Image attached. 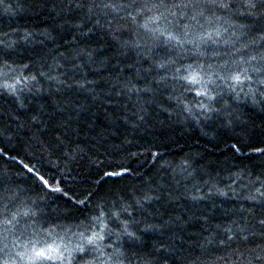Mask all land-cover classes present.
I'll use <instances>...</instances> for the list:
<instances>
[{"label": "trees", "instance_id": "1", "mask_svg": "<svg viewBox=\"0 0 264 264\" xmlns=\"http://www.w3.org/2000/svg\"><path fill=\"white\" fill-rule=\"evenodd\" d=\"M54 4L59 6L60 0H4V5H0V38L7 32L9 42L19 41L10 53L9 63L14 68L23 63L32 64L24 75L47 72L49 66L56 63L70 69L73 63L83 62L72 59L80 49L94 50L96 60L88 63L83 72L69 70L66 78L61 77L71 88L38 77L39 83L30 85L33 91H26L21 97L23 108L14 97L0 92V148L7 153L0 154V209L8 203L12 211L30 209L36 213L34 217H19L14 236L9 240L19 237L23 243L33 238L34 231L52 229V239L57 235L65 236L74 244L77 238L72 234L85 230L88 218L96 214L97 203L115 200L118 196H124L131 203L132 193L139 197L148 192L159 199L144 202L141 210L129 209L140 221L130 230L142 236V243L126 241L129 251L151 253L160 264H190L197 257L200 258L197 264H211L215 256L224 255L226 250L210 249V255L201 253L199 244L208 235L205 228L228 222L232 210L241 205L250 206V202L220 196L214 189L228 192L231 197L228 187L231 185L238 194L247 195L244 185L252 187L250 181L264 170V157L250 150L247 157L239 155L230 147L238 139L235 134L241 131L253 145L264 146L260 145L264 140V105L253 104L251 98L243 94L237 101L228 91V85L220 81L216 82L219 87L210 86L215 88L210 95L219 92L220 96L209 101L207 97L195 96L197 88L185 91L182 82L171 79L176 67L222 64L228 59L222 55L225 51L222 43L209 42L202 45L199 52L191 45L184 49L163 43L152 47L150 37L141 31V42L152 47V60L177 61L168 71L153 69L145 73L151 66L150 60H143L133 50H124L127 55H121L119 45L103 32L82 35L75 27L81 23L80 14L73 11L57 15L59 7L54 9ZM5 5L11 6L8 11ZM260 23L264 22H258L257 27ZM90 26H86L85 31ZM26 33L32 34L27 42L23 40ZM128 38V35L123 37ZM213 50L221 55L213 57ZM200 52L205 54L200 55ZM138 72L144 80L136 79ZM17 74L9 73V76ZM58 74V70L52 72V75ZM85 74L88 80L97 81L94 93L74 83L83 82ZM161 76L168 79L158 85L155 81ZM117 78L132 79L138 87L148 83L155 89L154 93H141L145 111L139 114L144 116V121H138L133 115L139 111L135 94L131 98L127 94L117 95L119 87L113 88ZM239 87L247 91L248 85ZM174 97H181L184 103L192 105L200 100L216 108H222L227 101V111L233 113V128L222 126L226 119L223 114L196 119L194 107L193 115H188ZM237 116L243 123L235 120ZM156 153L159 155H154ZM20 161L34 166L52 187L59 186L63 192L49 191ZM123 168L130 171L122 176L103 175L104 172H120ZM205 180L209 184H204ZM194 185L200 187L199 193L194 191ZM194 194L207 198L190 199ZM76 200H85V203L77 204ZM256 213L259 219V209ZM204 216L208 217L207 222L202 219ZM3 218L0 214V220ZM146 224L164 227L160 232L139 231ZM41 238H44L43 233ZM161 245L168 251H156Z\"/></svg>", "mask_w": 264, "mask_h": 264}, {"label": "snow or ice", "instance_id": "2", "mask_svg": "<svg viewBox=\"0 0 264 264\" xmlns=\"http://www.w3.org/2000/svg\"><path fill=\"white\" fill-rule=\"evenodd\" d=\"M0 5H4V0H0ZM10 5H5V11L10 9ZM19 7V5H17ZM57 15L73 11L80 14L81 23L75 27L82 35L89 33L103 32L111 40L119 45L122 50L121 55H127V51L133 50L138 57L143 60H150L151 66L145 69V73H151L153 69L168 71L170 66H174L177 61L171 59L152 60L150 53L152 47H157L161 43L172 48L184 49L191 45L198 52L202 45L209 42L213 45L223 44L225 51L222 55L228 59L220 65L197 64L195 68L189 64L187 66L176 67L172 73L171 79L182 82L185 91L191 92L194 87L196 97H207L209 101H215L220 93L210 95L215 88L210 87L220 81L228 85V91L233 94L237 101L241 94L245 98H251L253 104L264 105V0H60V5H53ZM143 19L141 23L140 20ZM67 22V21H66ZM87 31H85V27ZM143 31L152 40V47L146 42H141L142 37L139 33ZM31 33H26L23 40L27 42ZM125 35L130 38L123 39ZM9 33L5 32L0 38V92L6 93L16 99L21 108L25 107L21 97L27 92H32L30 87L33 83H39L38 77L48 81H56L60 85L72 87L66 79L69 70L81 71L88 63H95L94 50L80 49L75 51L73 60H82L81 63H73L71 68L56 63L50 65L47 72L39 71L30 76L24 75L25 70H31L32 64L23 63L18 67H13L9 63L10 53L18 46L19 41L9 42ZM204 55V52H200ZM63 56V53L60 54ZM221 53L213 50L212 56L219 57ZM108 58L105 57V61ZM15 63V62H13ZM131 67V65H129ZM7 69V71H4ZM58 70V75H52V72ZM9 73H18L9 76ZM183 73V74H182ZM11 79V82L9 80ZM137 80H144V77L137 73ZM168 79L167 76H161L156 80V84H161ZM81 89L95 92L97 81L85 78L83 82L74 81ZM248 85L247 91L242 85ZM119 87L117 95L127 94L129 98L133 94L137 96L136 105L139 109L134 112L138 121H144V116L139 113L145 111L141 104V93H154L155 89L145 83L144 87H138L132 79H116L113 88ZM239 87V90H237ZM60 89L57 88V91ZM39 91V89H37ZM172 98V97H170ZM177 103L181 105L183 111L188 115H193V109H197L196 119L204 116L205 119H211L212 114L225 115L226 119L222 125L225 128H233V113L227 111L228 102L224 101L222 108L213 107L211 104H204L200 100L195 104L184 103L181 97H174ZM18 119V118H17ZM35 120L36 117H33ZM237 122L239 116L235 117ZM22 126V125H21ZM138 127L139 125H135ZM238 139L230 145L234 153L249 156L251 153L264 157V146L253 145L244 131L236 133ZM264 145V140L260 141ZM242 149L245 151L242 152ZM0 154L7 155L3 148H0ZM158 156L159 154H154ZM15 159V157H11ZM23 168L29 173H34L36 179L51 192H63L59 186L52 187L49 180L37 172L34 166L20 161ZM264 167V166H262ZM130 171L123 168L120 172H104V176H122ZM186 171V169H185ZM251 174V173H250ZM191 175V173H188ZM264 170L256 176L255 180L250 181L249 185H244L247 195H240L229 185V193L215 188V192L223 197L250 202L249 207L241 205L232 210L228 222L217 223L214 227L205 228L208 235L204 236L203 242L199 244L203 255H210V249L213 251L226 250L224 255L215 256L211 264H264ZM60 181L57 182L59 184ZM204 184H209L208 180ZM259 184V187H254ZM196 193L200 192V187L193 186ZM65 196L68 194L63 193ZM91 195V194H90ZM205 195H191L192 200H204ZM69 199H72L69 197ZM129 203L124 196H118L115 200H106L97 203L95 206V215L88 218V226L84 231L73 233L77 238L76 243H72L65 236H59L52 239V229H40L39 232L32 233V239L20 242L19 237L9 240L14 236V229L19 223V217L35 216L36 213L30 209L23 211H12L8 203L0 209L3 220L0 225L3 231L0 232V264H48V262H58V264H160L157 257L151 253L130 252L126 247V241L133 244L142 243V236L136 231H132L138 221L133 212L143 209L144 202H150L152 199H159V196L149 195L143 192L139 197L132 193ZM77 204H84L85 200H76ZM256 209H259L260 218H256ZM227 215V213H226ZM126 216V219H121ZM235 217V218H232ZM202 219L207 222L208 217ZM110 225H115L111 227ZM163 225L146 224L139 230L146 232H160ZM41 233L44 238H41ZM114 238V239H113ZM51 240V242H49ZM112 240V243H106ZM13 249H19L13 251ZM167 252L168 249L161 245L156 251ZM200 260L190 262L197 264Z\"/></svg>", "mask_w": 264, "mask_h": 264}]
</instances>
